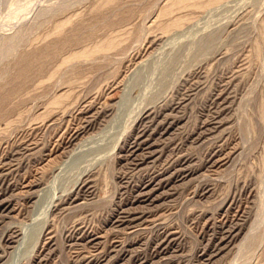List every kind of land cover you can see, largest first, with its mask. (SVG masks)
<instances>
[{"label":"rangeland","instance_id":"obj_1","mask_svg":"<svg viewBox=\"0 0 264 264\" xmlns=\"http://www.w3.org/2000/svg\"><path fill=\"white\" fill-rule=\"evenodd\" d=\"M174 1L0 0V264H264V0Z\"/></svg>","mask_w":264,"mask_h":264},{"label":"bare ground","instance_id":"obj_2","mask_svg":"<svg viewBox=\"0 0 264 264\" xmlns=\"http://www.w3.org/2000/svg\"><path fill=\"white\" fill-rule=\"evenodd\" d=\"M184 1H186V0H175L174 2H176V3H180V2H184ZM193 2H194V1H193ZM176 3H175V4H176ZM183 4H184V3H183ZM166 10L170 11V10H169V7L166 8V9H164V12H165ZM162 11H163V10H162ZM168 11H167V12H168ZM164 12H163V13H164ZM165 13H166V12H165ZM177 20H178V19H177ZM177 20L172 21V22H174V23L170 22L171 25H172V24H176V23H177ZM179 20H180V19H179ZM179 20H178V22H180ZM59 22H60V21H59ZM61 22H62V24H61ZM61 22H60L59 25L57 24L58 26H60V28L63 26V21H61ZM166 23H167V22H166ZM170 23H168V25H167V24H166V25L170 27V25H169ZM54 25H55V24H54ZM57 25H56L55 28L58 27ZM61 25H62V26H61ZM167 26H166V27H167ZM173 26H174V25H173ZM53 28H54V27H53ZM55 28H54V29H55ZM60 28L58 27V29H60ZM259 28H260V33L262 34V35H261V34H260V35H261L262 38H264V37H263V36H264V18L262 19V22L260 23V27H259ZM111 37H113V36H111ZM208 37H209V39L212 40V37H211V38H210V36H208ZM208 37H207V38H208ZM213 38H214V37H213ZM111 39L113 40L114 37H113V38H109V40H107L106 42H104V40H103L102 42H104V43L100 42L101 44L98 43V44L94 45L93 48L91 47L92 49H91V48H90V49H91L92 52H93V50H94V51H96V50L98 51V49H100V48H101V49H105V48H107V47L110 48V47L112 46V44H114V45L116 44V43L114 42L115 40L112 41ZM105 40H106V39H105ZM206 40L208 41V39H206ZM207 41L205 42V45H203V48L201 47L202 50H203L205 47H206V49H208L207 46L209 45V42L207 43ZM209 41H210V40H209ZM113 42H114V43H113ZM212 42H213V41H212ZM212 42H211V44H212ZM203 44H204V43H203ZM114 45H113V46H114ZM206 45H207V46H206ZM200 46H202V45L200 44ZM200 46H199V47H200ZM255 46H257V44H256ZM87 47H88V46H87ZM209 48H210V46H209ZM198 49H199V48H198ZM206 49H204V50L206 51ZM87 50H88V49H87ZM80 52L82 53V51H80ZM71 53H72V52H71ZM74 53H75V52H74ZM76 53H77V52H76ZM88 53H89V52H88ZM79 54H80V53H79ZM79 54H78V55H79ZM86 54H87V53H86ZM89 54H90V53H89ZM80 55H81V54H80ZM73 56H74V55H73ZM73 56H72V57H73ZM67 59H68V58H67ZM63 60H64V59H63ZM104 138H105V137H104ZM102 140H103V139H102ZM103 141H104V140H103ZM105 142H106V141H105ZM105 142H104V143H105ZM101 143H102V142H99L100 145H103V144H104V143H103V144H101ZM107 143L109 144V142H107ZM107 143H106V144H107ZM104 145H105V144H104ZM99 148H100V147H99ZM99 148H98V149H99ZM95 149H97V148H95ZM98 149H97V150H98ZM106 150H107V149H105V151H106ZM94 151H95L94 153H99V152H97L96 150H94ZM105 151H104V153H105ZM100 152H101V151H100ZM102 152H103V150H102ZM94 153H93V154H94ZM99 154H100V153H99ZM103 155H104V154H103ZM75 165H77V164H75ZM70 166H71V165H70ZM78 166H79V165H77L76 167H78ZM73 167H74V165H72V168H73ZM72 168H69V169H71V171H72ZM66 169H67V168H66ZM73 169H74V168H73ZM77 169H78V168H77ZM62 173H63V172H62ZM62 173H61V175H62ZM65 174H66V173H65ZM65 174H64V175H65ZM66 175H67V174H66ZM66 175H65V176H62L61 178H63V179H64V178H67ZM73 175H74V173H73ZM69 181H70V180H69ZM60 184H62V183H60ZM63 184H64V183H63ZM68 184H69V183H68ZM65 185H67V184H65ZM61 186H62V185H61ZM41 196H42V195H41ZM41 196H39V197H41ZM44 202H46V201L44 200V196H43V197L41 198L40 202H38V203L36 204L35 207H36L37 209H40V208L44 205ZM37 224H38V222H35V221H34L33 224L30 223V226H31V225H32V226H31V227L29 226L28 228H26V230H25L26 232L23 231L22 236H21V238H20V240H19V242H18V248L20 247V248L22 249L23 252H26V251H27V248L31 245V243H32V239H33V237H34V236H33L34 231L36 232V229H37ZM18 248H17V249H18ZM10 261H11V258H10Z\"/></svg>","mask_w":264,"mask_h":264}]
</instances>
